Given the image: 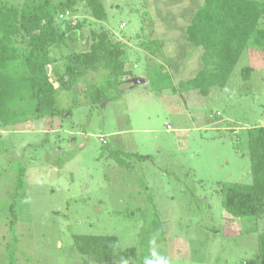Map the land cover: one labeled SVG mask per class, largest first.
<instances>
[{
  "label": "rangeland",
  "instance_id": "1",
  "mask_svg": "<svg viewBox=\"0 0 264 264\" xmlns=\"http://www.w3.org/2000/svg\"><path fill=\"white\" fill-rule=\"evenodd\" d=\"M103 3L105 19L91 18L78 0L77 11L60 13L57 22L62 28L64 19L85 18V30L109 31L124 44L126 68L144 81L122 82L93 105L89 87L103 84L107 74L88 71L55 96V105L71 114L35 119L28 103L24 121L0 127V264H94L76 251L73 234L115 235L122 248L140 249L141 229L155 215L164 239L151 249V264H256L264 214L231 216L221 205L220 187L252 181L246 128L264 126L262 50L250 44L224 88L212 87L207 96L183 92L178 82L195 74L201 53L185 42L184 27L202 0ZM84 35L70 46L88 50L91 39ZM154 37L163 41L161 56L140 46ZM69 50L61 44L53 54ZM244 66L252 67L248 80L241 78ZM108 148L152 159L132 161L128 170L108 156ZM19 167L26 182L10 229Z\"/></svg>",
  "mask_w": 264,
  "mask_h": 264
},
{
  "label": "trees",
  "instance_id": "2",
  "mask_svg": "<svg viewBox=\"0 0 264 264\" xmlns=\"http://www.w3.org/2000/svg\"><path fill=\"white\" fill-rule=\"evenodd\" d=\"M90 17L97 20L107 16L103 0H84ZM78 0H35L31 3L0 5V127L14 125L26 119V105L32 103L35 119L71 114L70 109L55 105L59 90H69L88 71L106 72L101 85H92L87 93L93 105L106 100L110 91L122 82L136 77L124 61V44L107 30H85L87 19L63 20L58 15L75 13ZM67 13V14H68ZM88 33L90 48H72L69 41ZM152 32V31H150ZM184 40L192 48H200L199 68L195 74L179 81L177 89L196 91L207 96L212 87L224 88L241 54L250 45L264 55V0H202L189 15L184 27ZM63 44L71 50L59 58L53 49ZM140 46L149 55H163L160 38L144 39ZM159 77L162 63L156 64ZM50 68V72H49ZM148 70V69H147ZM151 70L147 71L148 78ZM252 67L244 66L240 74L250 79ZM53 75L54 81L50 79ZM131 75L129 78L126 75ZM54 82L57 86H54ZM118 97L111 95L110 99ZM109 99V98H108ZM18 106L13 108V105ZM247 152L252 181L249 184L225 183L220 187L221 205L233 217H258L264 214V126L246 128ZM108 156L119 166L133 170L132 161L152 159L124 149L108 148ZM9 207V228L13 229L19 210L18 201L25 187V168L19 167ZM140 249L122 248L115 235L73 234L76 251L94 264H151V249L164 239L161 221L155 215L140 232ZM256 264H264V231L257 235ZM12 264V259L9 262Z\"/></svg>",
  "mask_w": 264,
  "mask_h": 264
},
{
  "label": "water",
  "instance_id": "3",
  "mask_svg": "<svg viewBox=\"0 0 264 264\" xmlns=\"http://www.w3.org/2000/svg\"><path fill=\"white\" fill-rule=\"evenodd\" d=\"M143 81H144V80H143L142 78H140V77H134V78L131 79V83H132V84L141 83V82H143Z\"/></svg>",
  "mask_w": 264,
  "mask_h": 264
},
{
  "label": "built area",
  "instance_id": "4",
  "mask_svg": "<svg viewBox=\"0 0 264 264\" xmlns=\"http://www.w3.org/2000/svg\"><path fill=\"white\" fill-rule=\"evenodd\" d=\"M171 129H172V127L169 124H167L166 125V130H169L170 131Z\"/></svg>",
  "mask_w": 264,
  "mask_h": 264
}]
</instances>
